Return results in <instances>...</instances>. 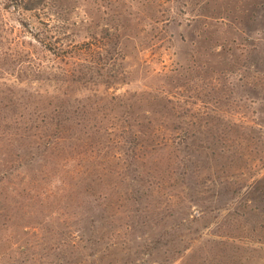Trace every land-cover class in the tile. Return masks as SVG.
<instances>
[{
	"label": "rangeland",
	"instance_id": "rangeland-1",
	"mask_svg": "<svg viewBox=\"0 0 264 264\" xmlns=\"http://www.w3.org/2000/svg\"><path fill=\"white\" fill-rule=\"evenodd\" d=\"M0 264H264V0H0Z\"/></svg>",
	"mask_w": 264,
	"mask_h": 264
}]
</instances>
